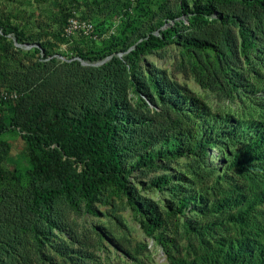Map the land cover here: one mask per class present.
<instances>
[{
	"label": "rangeland",
	"instance_id": "rangeland-1",
	"mask_svg": "<svg viewBox=\"0 0 264 264\" xmlns=\"http://www.w3.org/2000/svg\"><path fill=\"white\" fill-rule=\"evenodd\" d=\"M259 1L229 0L197 14L196 4L209 0H0V91L47 99L114 60L127 72L126 113L121 108L104 118L126 135L118 137L123 153L93 161L52 145V167L69 192L40 208L32 191L41 153L14 124L20 100L0 103V170L15 175L0 180V264H188L196 258L201 243L190 226L197 198L231 173L246 143L228 146L213 137L181 156L176 122H191L198 139L214 124L225 136H252L264 116V93L250 96L240 85L263 63ZM71 16L91 20L99 38L64 37ZM196 39L209 44H189ZM178 93L197 98L202 113L191 112ZM70 107L78 117L73 97ZM84 174L95 182L89 194L79 190Z\"/></svg>",
	"mask_w": 264,
	"mask_h": 264
},
{
	"label": "trees",
	"instance_id": "trees-1",
	"mask_svg": "<svg viewBox=\"0 0 264 264\" xmlns=\"http://www.w3.org/2000/svg\"><path fill=\"white\" fill-rule=\"evenodd\" d=\"M228 1L209 0L205 5L196 4L197 14H208L216 10L214 4ZM241 1L251 6L258 0ZM257 4L264 7V1ZM189 44L202 48L209 43L196 39ZM262 58L263 63L258 71L252 72L251 80L240 85L243 93L250 96L264 93V53ZM126 89L125 65L114 60L85 82L57 89L47 99L25 101L20 95V113L14 124L26 132L24 137L29 146L41 153V157L35 159L36 183L32 191L36 207L69 192L52 167V145L66 156L89 157L93 161L116 160L121 156L124 147L118 137L123 133L116 132V126L106 124L104 118L121 108L123 114L126 113ZM72 97L74 105L80 109L78 117L70 115L74 112L70 107ZM176 98L185 100L191 112L202 113L203 104L197 98L180 94ZM176 124L181 125L176 135L177 152L181 156L212 142L213 137L226 141L228 146L246 143L234 156L231 173L197 198L200 206L190 227L199 236L201 249L188 264H264V210L258 208L259 203H264V116L255 123L249 138L244 133L225 136L222 127L214 124L204 128L198 139L191 122ZM198 178L203 183L206 175L198 174ZM0 180H15V175L0 170ZM94 183L84 174L79 190L89 194Z\"/></svg>",
	"mask_w": 264,
	"mask_h": 264
},
{
	"label": "built area",
	"instance_id": "built-area-1",
	"mask_svg": "<svg viewBox=\"0 0 264 264\" xmlns=\"http://www.w3.org/2000/svg\"><path fill=\"white\" fill-rule=\"evenodd\" d=\"M0 35L2 31L0 30ZM63 36L70 39L73 37H82L91 40H97L99 37L95 31L94 24L89 19H80L79 17H69L64 27ZM20 97L17 91H0V103L7 101H16Z\"/></svg>",
	"mask_w": 264,
	"mask_h": 264
}]
</instances>
